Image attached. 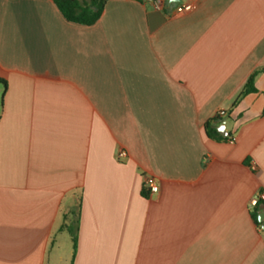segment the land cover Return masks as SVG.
I'll use <instances>...</instances> for the list:
<instances>
[{"label": "crops", "instance_id": "1", "mask_svg": "<svg viewBox=\"0 0 264 264\" xmlns=\"http://www.w3.org/2000/svg\"><path fill=\"white\" fill-rule=\"evenodd\" d=\"M0 79V264H264V0H0Z\"/></svg>", "mask_w": 264, "mask_h": 264}, {"label": "trees", "instance_id": "2", "mask_svg": "<svg viewBox=\"0 0 264 264\" xmlns=\"http://www.w3.org/2000/svg\"><path fill=\"white\" fill-rule=\"evenodd\" d=\"M63 17L72 23L83 25V26H93L101 18L106 4L109 0H52ZM258 72L253 74L246 85L245 94L258 92L254 86V80ZM0 82L3 80L0 79ZM207 134L209 137L221 139L216 128L212 124H207L206 127ZM225 139V138H222ZM144 195L146 193L144 192ZM252 217L255 223L260 226L258 221V212H253ZM69 227V231L73 238L74 243V252H76V242H77V233L76 230Z\"/></svg>", "mask_w": 264, "mask_h": 264}, {"label": "built area", "instance_id": "3", "mask_svg": "<svg viewBox=\"0 0 264 264\" xmlns=\"http://www.w3.org/2000/svg\"><path fill=\"white\" fill-rule=\"evenodd\" d=\"M150 1L156 6V8H159L160 4L162 2V0H150ZM194 8H195L194 5L183 4V5L179 6L177 10H178V12L182 13V12H187V11L193 10ZM219 115L225 116L226 111L221 110L219 112ZM235 140H236L235 137L229 139V141L231 143H234ZM125 156H126V153L124 151L119 153V157H125ZM144 187H145V190H147L152 195L158 194L160 191L159 183H158L157 179L154 177L146 178L145 183H144ZM261 203L264 204V192H261L258 196L252 198V200L250 201V208H252V209L257 208Z\"/></svg>", "mask_w": 264, "mask_h": 264}, {"label": "rangeland", "instance_id": "4", "mask_svg": "<svg viewBox=\"0 0 264 264\" xmlns=\"http://www.w3.org/2000/svg\"><path fill=\"white\" fill-rule=\"evenodd\" d=\"M64 238V244L62 246V253L66 256V264H71V252H72V242L70 239V236L68 234H65L63 236Z\"/></svg>", "mask_w": 264, "mask_h": 264}, {"label": "water", "instance_id": "5", "mask_svg": "<svg viewBox=\"0 0 264 264\" xmlns=\"http://www.w3.org/2000/svg\"><path fill=\"white\" fill-rule=\"evenodd\" d=\"M222 127H224L223 129L225 130L226 125H222ZM223 129H221V126L219 127V131L223 132ZM258 221L261 224L263 230H264V210L259 212L258 214Z\"/></svg>", "mask_w": 264, "mask_h": 264}]
</instances>
